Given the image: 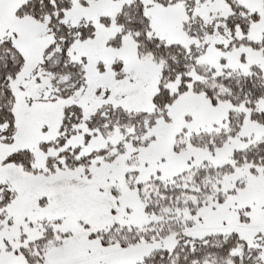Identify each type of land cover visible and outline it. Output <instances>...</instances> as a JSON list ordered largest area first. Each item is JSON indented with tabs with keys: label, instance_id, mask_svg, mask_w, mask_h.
Instances as JSON below:
<instances>
[{
	"label": "snow or ice",
	"instance_id": "snow-or-ice-1",
	"mask_svg": "<svg viewBox=\"0 0 264 264\" xmlns=\"http://www.w3.org/2000/svg\"><path fill=\"white\" fill-rule=\"evenodd\" d=\"M0 264H264V0H0Z\"/></svg>",
	"mask_w": 264,
	"mask_h": 264
}]
</instances>
